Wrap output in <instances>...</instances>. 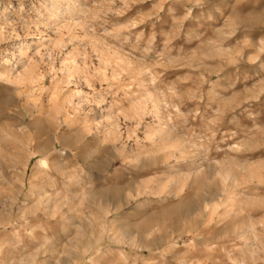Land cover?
<instances>
[{
  "label": "rangeland",
  "instance_id": "374dc122",
  "mask_svg": "<svg viewBox=\"0 0 264 264\" xmlns=\"http://www.w3.org/2000/svg\"><path fill=\"white\" fill-rule=\"evenodd\" d=\"M0 264H264V0H0Z\"/></svg>",
  "mask_w": 264,
  "mask_h": 264
}]
</instances>
